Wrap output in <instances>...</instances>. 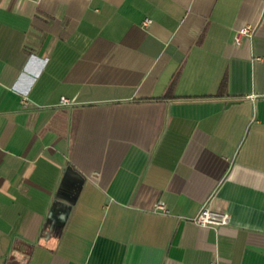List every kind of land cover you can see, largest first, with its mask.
I'll return each instance as SVG.
<instances>
[{
    "label": "crops",
    "instance_id": "crops-1",
    "mask_svg": "<svg viewBox=\"0 0 264 264\" xmlns=\"http://www.w3.org/2000/svg\"><path fill=\"white\" fill-rule=\"evenodd\" d=\"M211 262L264 264V0H0V264Z\"/></svg>",
    "mask_w": 264,
    "mask_h": 264
},
{
    "label": "built area",
    "instance_id": "built-area-1",
    "mask_svg": "<svg viewBox=\"0 0 264 264\" xmlns=\"http://www.w3.org/2000/svg\"><path fill=\"white\" fill-rule=\"evenodd\" d=\"M151 22L150 18H145L143 20V24L147 25ZM253 32V27L250 24H246L242 27H240L239 29H237L236 31V40L239 42L242 36H250L252 35ZM60 102L62 104H66L69 102V99L61 96L60 97ZM23 103H27L26 99H23ZM156 210L167 213L168 212V208L165 206L164 202L161 200H158L155 204L154 207ZM228 219V215L225 212L222 211H217V210H213L210 209L209 207H203L199 213L193 217V221L198 224V225H209V224H213V225H219V224H224L226 223ZM211 264H216L215 262H211Z\"/></svg>",
    "mask_w": 264,
    "mask_h": 264
}]
</instances>
